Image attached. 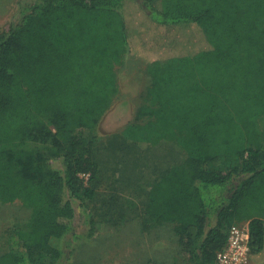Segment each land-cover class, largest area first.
Masks as SVG:
<instances>
[{"label": "trees", "instance_id": "16d2710c", "mask_svg": "<svg viewBox=\"0 0 264 264\" xmlns=\"http://www.w3.org/2000/svg\"><path fill=\"white\" fill-rule=\"evenodd\" d=\"M263 23L264 0H39L19 11L0 32V205L20 200L31 214L0 264H60L53 240L95 196L81 175H99L95 131L127 55L147 62L150 84L122 134H178L186 150L150 187L143 232L171 227L186 264H216L232 227L248 223L250 264H264Z\"/></svg>", "mask_w": 264, "mask_h": 264}, {"label": "rangeland", "instance_id": "374dc122", "mask_svg": "<svg viewBox=\"0 0 264 264\" xmlns=\"http://www.w3.org/2000/svg\"><path fill=\"white\" fill-rule=\"evenodd\" d=\"M39 0H0V32L18 19L19 11ZM264 26V23L262 24ZM119 92L95 131L93 156L100 165L97 178L81 175L84 187L95 196L86 200L85 211L76 203L72 230L53 244L62 248L60 264H137L150 257L164 264H186L171 227L150 235L141 228V217L152 184L170 166L181 163L186 150L179 135L160 142H140L122 134L134 119L150 84L147 62L127 55L116 67ZM264 140V115L260 119ZM61 168L60 161L53 160ZM31 210L20 200L0 205V254L11 250L10 239L17 228H26ZM90 217L94 231L90 236Z\"/></svg>", "mask_w": 264, "mask_h": 264}, {"label": "built area", "instance_id": "2783aa9c", "mask_svg": "<svg viewBox=\"0 0 264 264\" xmlns=\"http://www.w3.org/2000/svg\"><path fill=\"white\" fill-rule=\"evenodd\" d=\"M249 241L248 223L232 227L227 245L217 254L216 264H250Z\"/></svg>", "mask_w": 264, "mask_h": 264}]
</instances>
